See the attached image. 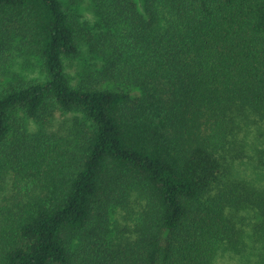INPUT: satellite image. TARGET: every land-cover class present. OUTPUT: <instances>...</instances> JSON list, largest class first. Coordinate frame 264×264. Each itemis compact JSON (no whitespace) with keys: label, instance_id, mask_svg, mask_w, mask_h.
Here are the masks:
<instances>
[{"label":"trees","instance_id":"1","mask_svg":"<svg viewBox=\"0 0 264 264\" xmlns=\"http://www.w3.org/2000/svg\"><path fill=\"white\" fill-rule=\"evenodd\" d=\"M89 2L97 33L61 0H0V264H215L250 214L264 232L234 175L264 121V0ZM83 45L97 69L72 83Z\"/></svg>","mask_w":264,"mask_h":264},{"label":"rangeland","instance_id":"2","mask_svg":"<svg viewBox=\"0 0 264 264\" xmlns=\"http://www.w3.org/2000/svg\"><path fill=\"white\" fill-rule=\"evenodd\" d=\"M61 1L66 10L81 14L83 21L92 26L95 33L98 32V17L89 0H84L75 6H71L67 0ZM97 64V60L86 45L81 46L79 55L64 60L65 72L72 83L80 81L83 77L94 72L97 69ZM11 72H20L32 78L39 76L37 68L25 70L20 65L12 68ZM72 116V114L57 115L47 128L66 134L71 127ZM249 120L243 123L240 130L245 140L247 157L235 163L234 175L237 179L264 192V121ZM30 129H35L32 122ZM10 196L11 180L3 178L0 181V205H4ZM249 216L240 248L219 252L215 258V264H261V261L264 260V232H261L259 236L256 234V215L250 214Z\"/></svg>","mask_w":264,"mask_h":264}]
</instances>
